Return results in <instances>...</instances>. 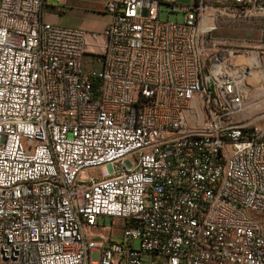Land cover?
<instances>
[{
  "label": "built area",
  "instance_id": "1",
  "mask_svg": "<svg viewBox=\"0 0 264 264\" xmlns=\"http://www.w3.org/2000/svg\"><path fill=\"white\" fill-rule=\"evenodd\" d=\"M49 1L0 0V264H264V127L233 120L256 64L209 38L264 0H105L88 72Z\"/></svg>",
  "mask_w": 264,
  "mask_h": 264
},
{
  "label": "rangeland",
  "instance_id": "2",
  "mask_svg": "<svg viewBox=\"0 0 264 264\" xmlns=\"http://www.w3.org/2000/svg\"><path fill=\"white\" fill-rule=\"evenodd\" d=\"M191 2L192 0H174V4L178 6H186ZM168 12V5L160 3L158 20L182 22V13ZM52 13L55 12H48V14ZM70 15H72L71 12H68L59 17L58 24L70 21ZM89 17L93 19L100 16L90 14ZM209 38L221 41L224 49L239 53L234 61H242L241 54H246L249 60L246 64H256L249 66L244 71V75L241 72L237 73L239 85L245 98L243 111L237 114L233 120L235 123H245L250 127H264V18L243 17L233 12L232 8H228V11L218 17L215 30L209 34ZM97 174L98 171L91 172V175ZM88 234L90 239L96 241L117 240L120 234V223L114 219H101L98 227L90 230Z\"/></svg>",
  "mask_w": 264,
  "mask_h": 264
},
{
  "label": "crops",
  "instance_id": "3",
  "mask_svg": "<svg viewBox=\"0 0 264 264\" xmlns=\"http://www.w3.org/2000/svg\"><path fill=\"white\" fill-rule=\"evenodd\" d=\"M104 2L105 0H60L59 5H55L53 1H49L45 9L46 21L56 26L78 28L84 32L85 54L82 57L84 72L99 69V66L89 63L87 56L99 53L104 44L102 30L109 22V15L103 11ZM57 7L60 8V13H57ZM49 11H54L55 15L48 14ZM68 12L72 14L71 20L58 24V18ZM90 14L100 17L92 19L89 17Z\"/></svg>",
  "mask_w": 264,
  "mask_h": 264
},
{
  "label": "bare ground",
  "instance_id": "4",
  "mask_svg": "<svg viewBox=\"0 0 264 264\" xmlns=\"http://www.w3.org/2000/svg\"><path fill=\"white\" fill-rule=\"evenodd\" d=\"M249 61V60H248ZM249 63V62H248Z\"/></svg>",
  "mask_w": 264,
  "mask_h": 264
}]
</instances>
